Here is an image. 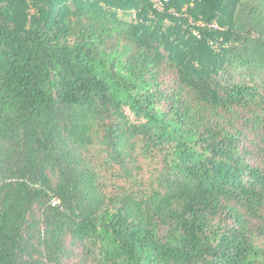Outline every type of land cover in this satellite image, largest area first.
<instances>
[{
  "label": "trees",
  "instance_id": "trees-1",
  "mask_svg": "<svg viewBox=\"0 0 264 264\" xmlns=\"http://www.w3.org/2000/svg\"><path fill=\"white\" fill-rule=\"evenodd\" d=\"M0 264H264V0H0Z\"/></svg>",
  "mask_w": 264,
  "mask_h": 264
},
{
  "label": "rangeland",
  "instance_id": "rangeland-1",
  "mask_svg": "<svg viewBox=\"0 0 264 264\" xmlns=\"http://www.w3.org/2000/svg\"><path fill=\"white\" fill-rule=\"evenodd\" d=\"M104 173V172H102ZM108 179H111L109 176H107ZM106 180V183H108L110 186H113V187H116V186H119V185H125L126 183H128L127 181L125 180H122V179H117L115 181H109V180Z\"/></svg>",
  "mask_w": 264,
  "mask_h": 264
},
{
  "label": "built area",
  "instance_id": "built-area-1",
  "mask_svg": "<svg viewBox=\"0 0 264 264\" xmlns=\"http://www.w3.org/2000/svg\"><path fill=\"white\" fill-rule=\"evenodd\" d=\"M152 3H153V6L159 10V11H162L163 10V7H164V3L167 1V0H151ZM216 26V25H215ZM54 203L57 202L56 200L53 201Z\"/></svg>",
  "mask_w": 264,
  "mask_h": 264
}]
</instances>
